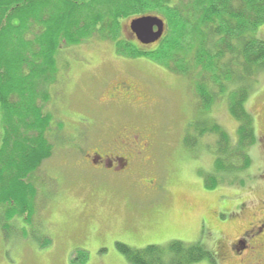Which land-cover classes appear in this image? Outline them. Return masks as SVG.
<instances>
[{
    "label": "rangeland",
    "instance_id": "rangeland-1",
    "mask_svg": "<svg viewBox=\"0 0 264 264\" xmlns=\"http://www.w3.org/2000/svg\"><path fill=\"white\" fill-rule=\"evenodd\" d=\"M133 13L121 18L119 39L141 46L129 34ZM192 27L183 29L191 44ZM255 35L264 38V23ZM56 65L57 80L49 86L43 110L53 111L64 128L52 154L33 171V216L10 217V232L0 221V264H73L70 257L77 250L88 252L82 264H129L114 241L137 248L171 240L200 242L214 252L219 239L229 243L263 217L264 69L245 104L255 133L249 163L239 168L238 160L227 168L236 171L227 172L214 166L216 136L200 139L197 125L210 127L214 121L235 141L237 123L225 95L203 111L193 78L151 59L118 54L115 40L105 35L62 47ZM120 77L142 94L128 105L107 102V91ZM186 133L194 137V146L185 143ZM1 134L0 128V142ZM136 134L151 146L141 155L132 152L130 171L87 162V152L101 148L98 144L106 146L114 136L133 140ZM46 239L50 243L41 246ZM194 264L214 263L204 258ZM224 264L241 263L230 257Z\"/></svg>",
    "mask_w": 264,
    "mask_h": 264
},
{
    "label": "trees",
    "instance_id": "trees-1",
    "mask_svg": "<svg viewBox=\"0 0 264 264\" xmlns=\"http://www.w3.org/2000/svg\"><path fill=\"white\" fill-rule=\"evenodd\" d=\"M175 2L0 0V221L4 228L10 217L26 221L33 216L37 195L33 171L60 142L57 133L64 128L63 123L43 110L49 86L57 80L56 56L62 47L94 35L115 40L118 54L145 57L189 80L193 78L198 107L203 111L225 95L237 123L235 141L231 142L214 121L210 127L206 122L197 123L200 139L206 134L216 136L214 166L218 170L236 171L227 168L240 160L239 168L248 165L247 150L255 133L253 116L245 104L252 82L264 69V38L255 35L257 26L264 23V0ZM132 11V17L155 14L164 19L165 32L156 47L140 49L119 39L121 18H128ZM187 26L196 29L192 44L184 39ZM170 49L175 52L170 53ZM184 140L187 145L196 143L189 133ZM50 241L46 239L41 246ZM115 248L129 264H193L211 258L200 242L171 240L143 248L116 242ZM87 258L88 252L77 250L70 261L82 264Z\"/></svg>",
    "mask_w": 264,
    "mask_h": 264
},
{
    "label": "flooded vegetation",
    "instance_id": "flooded-vegetation-1",
    "mask_svg": "<svg viewBox=\"0 0 264 264\" xmlns=\"http://www.w3.org/2000/svg\"><path fill=\"white\" fill-rule=\"evenodd\" d=\"M129 34L135 38L131 31H129ZM153 44L150 45L154 46L157 43ZM126 79L120 77L117 78L116 83H112L111 89L107 91L108 103L115 102L116 104V101H119L128 105L136 96H140L141 92L132 83H128ZM136 135H134L133 140H129L127 136L119 138L114 136L106 146L98 144L101 148L98 147L92 149L91 152H87V162L90 166L98 167V169L115 172L130 171L134 159L132 152L141 155L147 152L151 146V143L147 140L140 141L139 136ZM116 242L121 241H114V245ZM263 246L264 215L258 222L253 223L250 228L241 232L229 243H223L222 239H219L215 243L214 252L209 250L211 253L209 261L214 264H224L228 258L232 257L237 258L241 264H264Z\"/></svg>",
    "mask_w": 264,
    "mask_h": 264
},
{
    "label": "water",
    "instance_id": "water-1",
    "mask_svg": "<svg viewBox=\"0 0 264 264\" xmlns=\"http://www.w3.org/2000/svg\"><path fill=\"white\" fill-rule=\"evenodd\" d=\"M129 27L142 44H150L161 37L164 23L156 15H142L131 19Z\"/></svg>",
    "mask_w": 264,
    "mask_h": 264
}]
</instances>
